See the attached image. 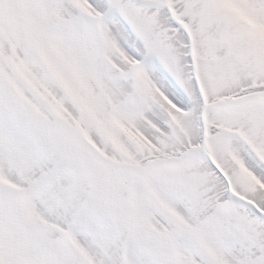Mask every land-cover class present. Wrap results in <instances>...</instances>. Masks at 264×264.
<instances>
[{
	"label": "snow or ice",
	"instance_id": "snow-or-ice-1",
	"mask_svg": "<svg viewBox=\"0 0 264 264\" xmlns=\"http://www.w3.org/2000/svg\"><path fill=\"white\" fill-rule=\"evenodd\" d=\"M0 264H264V0H0Z\"/></svg>",
	"mask_w": 264,
	"mask_h": 264
}]
</instances>
